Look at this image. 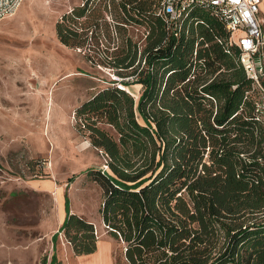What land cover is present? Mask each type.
<instances>
[{
  "label": "trees",
  "instance_id": "1",
  "mask_svg": "<svg viewBox=\"0 0 264 264\" xmlns=\"http://www.w3.org/2000/svg\"><path fill=\"white\" fill-rule=\"evenodd\" d=\"M162 1L120 0L114 32L98 21L72 28L86 3L56 25L63 43L81 37L118 76L76 111L106 156L93 173L100 214L126 264H264V78H249L222 21L194 10L174 32ZM136 26L147 29L142 47ZM65 205L60 231L77 254L94 252V224Z\"/></svg>",
  "mask_w": 264,
  "mask_h": 264
},
{
  "label": "rangeland",
  "instance_id": "2",
  "mask_svg": "<svg viewBox=\"0 0 264 264\" xmlns=\"http://www.w3.org/2000/svg\"><path fill=\"white\" fill-rule=\"evenodd\" d=\"M119 2L24 0L0 21V264H42L51 256L53 263L52 240L56 245L64 234L59 226L66 197L71 212L96 223L98 238L112 237L116 261L126 264L125 243L109 232L100 214L103 189L93 173L107 168L106 156L76 116L118 76L91 61L89 47L77 45L81 37H71L67 45L56 28L65 13L86 3V15L74 16L72 28L81 32L87 22L98 21L114 32ZM132 34L144 46L146 27L136 26ZM129 90L138 99L141 85ZM260 98L264 109V95Z\"/></svg>",
  "mask_w": 264,
  "mask_h": 264
},
{
  "label": "built area",
  "instance_id": "3",
  "mask_svg": "<svg viewBox=\"0 0 264 264\" xmlns=\"http://www.w3.org/2000/svg\"><path fill=\"white\" fill-rule=\"evenodd\" d=\"M24 0H0V21L13 14ZM262 0H163L161 14L170 30L179 31L194 10H204L222 21L231 42L241 50L240 62L249 78L261 87L264 78V29L259 20Z\"/></svg>",
  "mask_w": 264,
  "mask_h": 264
},
{
  "label": "crops",
  "instance_id": "4",
  "mask_svg": "<svg viewBox=\"0 0 264 264\" xmlns=\"http://www.w3.org/2000/svg\"><path fill=\"white\" fill-rule=\"evenodd\" d=\"M258 16L264 29V0H262L260 3V11ZM61 209L62 217L59 228L62 226L67 216V212L65 209V200L62 203ZM71 213L84 217L82 213L77 211H73ZM90 222L93 223L95 229L99 231V227L96 226V223L94 221ZM52 244L53 246L51 255L56 252L57 263L59 264H117V261L114 256V240L111 236L104 237L103 239L99 237L97 240V249L94 252L87 254H77L74 250L72 243L65 237L63 233L59 236V239L56 241V245L54 244L53 240ZM51 259L49 260V262L47 260L46 264H51Z\"/></svg>",
  "mask_w": 264,
  "mask_h": 264
}]
</instances>
